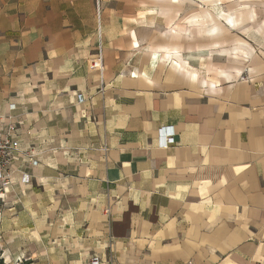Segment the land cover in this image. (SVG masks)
I'll use <instances>...</instances> for the list:
<instances>
[{
	"label": "crops",
	"instance_id": "0c3cea01",
	"mask_svg": "<svg viewBox=\"0 0 264 264\" xmlns=\"http://www.w3.org/2000/svg\"><path fill=\"white\" fill-rule=\"evenodd\" d=\"M246 1L0 0V135L16 123L38 161L0 191L11 258L264 264V0Z\"/></svg>",
	"mask_w": 264,
	"mask_h": 264
},
{
	"label": "built area",
	"instance_id": "2783aa9c",
	"mask_svg": "<svg viewBox=\"0 0 264 264\" xmlns=\"http://www.w3.org/2000/svg\"><path fill=\"white\" fill-rule=\"evenodd\" d=\"M78 101L83 102L82 95L78 96ZM16 131V123H11L7 126L6 131L0 135V191L10 183L14 173V162L17 155L24 154L28 156L32 159L33 165H37L38 163L32 153L22 151L20 141L15 136ZM166 133L171 134V131L161 130L160 144L164 147L168 145V137L166 136ZM22 180L26 183L28 181V176L24 175ZM85 264H103V260L98 256H92Z\"/></svg>",
	"mask_w": 264,
	"mask_h": 264
},
{
	"label": "rangeland",
	"instance_id": "374dc122",
	"mask_svg": "<svg viewBox=\"0 0 264 264\" xmlns=\"http://www.w3.org/2000/svg\"><path fill=\"white\" fill-rule=\"evenodd\" d=\"M229 1H231V0H229ZM198 4L200 6H202L204 9L214 12L213 9H211V7H208L203 2L198 1ZM228 5L229 4H227V3L224 5L225 9H227ZM243 5H246V7H247V8L246 7L243 8V9L247 10L248 9V0L245 3H243ZM14 251H15V249H11V252H10V249L1 246V242H0V264H30V263H28V258H25L26 256L25 257L23 256L21 258H15V257L11 258L9 255Z\"/></svg>",
	"mask_w": 264,
	"mask_h": 264
},
{
	"label": "bare ground",
	"instance_id": "6f19581e",
	"mask_svg": "<svg viewBox=\"0 0 264 264\" xmlns=\"http://www.w3.org/2000/svg\"><path fill=\"white\" fill-rule=\"evenodd\" d=\"M218 9V8H217Z\"/></svg>",
	"mask_w": 264,
	"mask_h": 264
}]
</instances>
